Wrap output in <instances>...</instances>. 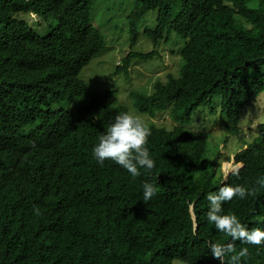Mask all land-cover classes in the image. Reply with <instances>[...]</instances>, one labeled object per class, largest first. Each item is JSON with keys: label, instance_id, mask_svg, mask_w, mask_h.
Listing matches in <instances>:
<instances>
[{"label": "trees", "instance_id": "1", "mask_svg": "<svg viewBox=\"0 0 264 264\" xmlns=\"http://www.w3.org/2000/svg\"><path fill=\"white\" fill-rule=\"evenodd\" d=\"M94 4L0 0V162L19 160L31 175L11 177L6 188L0 171V264H220L208 242L232 241L208 222L206 196L225 184L256 189L222 204V214L264 229V185L257 183L264 178V124L235 155L239 174L227 178L221 152L211 158L210 133L187 124L201 108L215 114L219 105L222 129L242 131V111L264 92V0H137L128 16L131 45L139 41V22L157 10L155 27L145 31L155 49L129 53L119 72H128L133 57L153 58L173 32L186 42L179 73L152 91L135 90L132 112L115 90L93 92L80 77L107 48ZM77 102L75 114L66 108ZM166 110L173 127L145 122L150 171L140 168L133 179L113 161L101 165L93 157L117 114ZM144 181L158 189L147 204ZM233 243L237 252L248 248L241 264H264V243Z\"/></svg>", "mask_w": 264, "mask_h": 264}, {"label": "rangeland", "instance_id": "2", "mask_svg": "<svg viewBox=\"0 0 264 264\" xmlns=\"http://www.w3.org/2000/svg\"><path fill=\"white\" fill-rule=\"evenodd\" d=\"M136 4L137 0H95L94 24L103 32L107 48L86 65L80 74V77L87 82L93 92L115 90L118 101L127 105L131 112L134 110L132 93L135 90L152 91L156 81H166L169 73L176 75L179 73L181 63L183 65L184 62L182 49L186 42L185 38L177 32H173L169 42L166 43L163 40L160 43L155 58L133 57L129 62L128 72H119V66L123 64L124 58L129 53L149 54L155 49L152 39L147 37L145 31L155 27L157 10H150L139 22V41L135 45H131L128 16ZM27 18L32 25L38 21L37 17L28 16ZM47 26L48 24H44L43 29H47ZM220 102L221 98L217 96L214 99V105L220 104ZM81 104L82 102H77L76 105H67L66 108L75 114ZM220 111L219 105L215 114H211L206 108H201L199 112L194 113L192 120L187 125L194 131L205 129L207 133H210L208 146L211 158L215 159L216 153L221 152L219 170L225 174L230 166L236 164L234 162L236 152L241 150L245 143L253 141L259 134V126L264 124V92L256 98L252 106L242 111L240 122L242 131L239 134L228 133L222 129ZM137 115L147 123L154 121L168 127H173L177 123L171 116L170 110L160 112L155 117L140 112ZM33 128L34 126L29 125L27 129L29 131ZM175 264L188 263L177 259Z\"/></svg>", "mask_w": 264, "mask_h": 264}, {"label": "clouds", "instance_id": "3", "mask_svg": "<svg viewBox=\"0 0 264 264\" xmlns=\"http://www.w3.org/2000/svg\"><path fill=\"white\" fill-rule=\"evenodd\" d=\"M150 135L151 128L139 115L128 112L119 113L115 116L113 122L109 123L106 129L98 136V142L93 146L92 155L101 165L106 160L113 161L126 169L132 178L135 179L140 176V168L150 171L155 167V160L151 157L147 147ZM234 162L236 164L226 170L225 178L229 174H239V170L243 165L240 162H236L235 157ZM32 168V176H34L35 168L33 166ZM0 171L7 176V180L4 181L6 188L11 177L23 179L24 181L31 177L27 168L19 160L0 162ZM257 183L264 185V178L258 180ZM142 189L145 204L151 201L158 192L157 187L149 181L142 183ZM255 195L256 189L254 188L249 189L242 185L232 186L230 184H225L219 187L217 191L207 194L206 199L209 202V209L206 215L208 222L213 224L219 232L230 237L232 241L229 243L208 242L209 251L220 264H241L242 258L248 256V248L246 247L241 248L237 252L233 243L235 241L255 246H260L264 243V229L260 227L249 229L240 221L236 214H222V204L225 202H229L236 197L245 199L247 196ZM33 213L36 216L42 215L36 205H33ZM229 254H231L230 259L226 261V256H229Z\"/></svg>", "mask_w": 264, "mask_h": 264}, {"label": "bare ground", "instance_id": "4", "mask_svg": "<svg viewBox=\"0 0 264 264\" xmlns=\"http://www.w3.org/2000/svg\"><path fill=\"white\" fill-rule=\"evenodd\" d=\"M227 164V163H226ZM229 164V163H228Z\"/></svg>", "mask_w": 264, "mask_h": 264}]
</instances>
